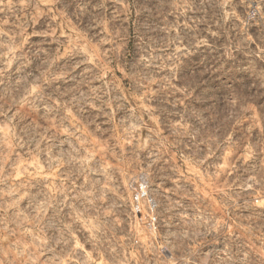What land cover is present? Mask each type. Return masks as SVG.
Listing matches in <instances>:
<instances>
[{"label": "rangeland", "instance_id": "374dc122", "mask_svg": "<svg viewBox=\"0 0 264 264\" xmlns=\"http://www.w3.org/2000/svg\"><path fill=\"white\" fill-rule=\"evenodd\" d=\"M0 264H264V0H0Z\"/></svg>", "mask_w": 264, "mask_h": 264}]
</instances>
